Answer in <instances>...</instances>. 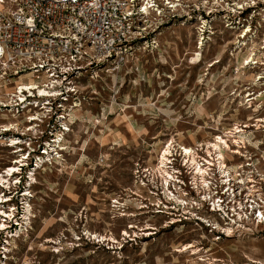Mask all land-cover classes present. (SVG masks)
Returning <instances> with one entry per match:
<instances>
[{"label":"rangeland","instance_id":"rangeland-1","mask_svg":"<svg viewBox=\"0 0 264 264\" xmlns=\"http://www.w3.org/2000/svg\"><path fill=\"white\" fill-rule=\"evenodd\" d=\"M175 1L148 30L156 50L138 48L119 71L99 68L95 80L82 74L80 110L59 148L49 149L53 158L33 170L30 229L6 264H264V224L251 214L228 224L208 217L200 176L183 172L194 154L180 150L217 158L209 144L221 135L226 177L242 176L240 184L231 178L242 193L235 200H264V0ZM44 130L16 135L34 134L24 147L43 154L51 137ZM12 135L0 128V172L17 156ZM166 172L178 181L164 184ZM167 202L184 212L199 205L206 221L178 217Z\"/></svg>","mask_w":264,"mask_h":264},{"label":"built area","instance_id":"built-area-1","mask_svg":"<svg viewBox=\"0 0 264 264\" xmlns=\"http://www.w3.org/2000/svg\"><path fill=\"white\" fill-rule=\"evenodd\" d=\"M175 2L0 0V93L6 96L0 101V121H6L0 123V128L8 125L6 132L15 134L9 137V145L11 139H17L11 143L16 158L0 172L4 175L0 182V264L7 263L15 239L30 229L33 214L26 199L30 190L26 187L36 181L33 170L38 163L53 158L49 149L59 148L64 132L69 131L75 113L80 110L85 88L80 82L82 74L88 72L95 80L99 68L119 71L138 48L156 50L158 42L147 36L148 30L161 24L162 9L172 8ZM254 6L250 9L254 10ZM31 82L35 87L30 86ZM6 87L10 89L1 92ZM8 115L11 119L5 120ZM22 127L30 132L45 127L44 131L51 134L43 140L48 150L31 154L24 145L34 134L28 139L18 137L16 133ZM51 127H57V132H52ZM221 139L224 138L216 135L215 141ZM167 157L168 164L173 166L171 152ZM207 157L198 159L205 177V181H199L204 187L200 198L215 213V220L238 223L251 214L257 223L264 224V200L258 197L247 205L235 200L242 193L236 192L231 178L235 184L242 183L240 172L236 177H226L228 171L224 166L219 183L214 178L217 173L211 172L214 161L219 159ZM192 168L187 171L194 172L195 167ZM192 185L195 189L198 186L194 180ZM208 222L209 219L205 224L209 228L216 229Z\"/></svg>","mask_w":264,"mask_h":264},{"label":"bare ground","instance_id":"bare-ground-1","mask_svg":"<svg viewBox=\"0 0 264 264\" xmlns=\"http://www.w3.org/2000/svg\"><path fill=\"white\" fill-rule=\"evenodd\" d=\"M192 61V60H191ZM30 86H32V87H35L34 86V83L33 82H31L30 83ZM7 126L8 125H4V128H1L2 129V131H6V130H8L9 129V126H8V128H7ZM66 129V128H65ZM235 131H240V130H235ZM12 141L10 142V145H13V144H11V143H13V142H17L16 140V138H14V139H11ZM14 140V141H13ZM224 142H226V140L225 139H221V141H215L214 143H211V144H209L210 146H209V148H211V149H213V150H215L216 151V154H217V158L218 159H221V158H223V149H222V146L223 147H225L224 145ZM219 143H222V144H219ZM221 145V146H220ZM226 147H229L228 146V144H227V146ZM180 150H181V152H182V154H184L185 156H191L192 154H194V155H192V156H194V158H192V160L194 159V164H193V166L195 167V171L194 172H189V171H183L184 173H194V174H196V175H199L200 176V181H205V177L203 176V169H202V167L200 166V164H199V162H198V160L196 159V156H195V153L193 152V150H191V148H189V147H186V146H183V147H181L180 148ZM12 151H15V150H12ZM166 153L168 152V148H166V151H165ZM206 152L208 153V155L209 156H211V157H213L211 154V152H210V150H206ZM164 153V152H163ZM215 153V152H214ZM162 155V154H161ZM164 156V155H163ZM162 156V157H163ZM191 156V157H192ZM161 158V157H160ZM164 158V157H163ZM209 160V159H208ZM160 161V160H159ZM165 161H166V159H165ZM187 162H188V160L186 161V162H184V164L185 165H188L187 166V168H190L189 167V163L187 164ZM161 163V162H160ZM164 162L162 161V164H163ZM191 163H192V161H191ZM218 166H219V168H223L225 165H224V163L222 162V160H218ZM165 164V163H164ZM160 166V165H159ZM165 166V165H164ZM164 166H162V167H164ZM164 170V169H163ZM162 170V171H163ZM168 171V170H167ZM224 171V170H223ZM161 174V173H160ZM159 174V175H160ZM166 174H168L167 172H166ZM191 174V176H193ZM172 176L170 175V174H168V177H167V179H165V178H163V182L164 183H167V182H169L170 180H169V178H171ZM3 178H4V175H2V173L0 174V182L1 181H3ZM171 180H174V181H178V180H176V179H173V178H171ZM205 183V182H204ZM199 185H200V183H199ZM200 188V187H199ZM26 195H28V193H26ZM226 231H230V229L229 228H227V230ZM93 237H95V238H99L100 236L99 235H95L94 234V236ZM103 238V237H102ZM187 247H189V245H183V247L181 248H176L175 250H177V251H183V250H185Z\"/></svg>","mask_w":264,"mask_h":264},{"label":"flooded vegetation","instance_id":"flooded-vegetation-1","mask_svg":"<svg viewBox=\"0 0 264 264\" xmlns=\"http://www.w3.org/2000/svg\"><path fill=\"white\" fill-rule=\"evenodd\" d=\"M168 167V166H167ZM171 172H173V170L171 171ZM176 178H178L177 177V175H174ZM174 181V180H173ZM167 203H169V205H171L172 207L171 208H169V209H171L172 211H175L176 213H174L175 215H177L178 217H180V216H183V215H181L180 213H182V214H184V215H188V214H190L191 216H193L194 218H195V220H199V221H201V222H203L202 221V219L203 220H205L204 219V217H202V216H200L199 215V213L202 211V209H203V207H200L199 205H194L193 203H191L190 204V206H191V208L192 209H194L195 208V210H197L196 211V213L195 212H192L191 210H189L188 208V210L186 211V212H184L183 211V209H181L180 208V204H178V203H173V202H167ZM196 204V203H195ZM162 209V208H161ZM206 211V215H208V217L209 216H212L213 217V215H214V218H215V213L214 212H212L210 209H208V207H206V209H205ZM167 211V210H166ZM169 211V210H168ZM203 212H204V210H203ZM165 213V212H164ZM169 214V213H168ZM171 214V213H170ZM198 214V215H197ZM217 223V222H216Z\"/></svg>","mask_w":264,"mask_h":264}]
</instances>
